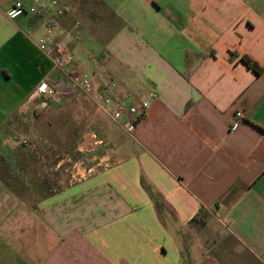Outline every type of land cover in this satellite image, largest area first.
<instances>
[{
    "label": "crops",
    "instance_id": "crops-1",
    "mask_svg": "<svg viewBox=\"0 0 264 264\" xmlns=\"http://www.w3.org/2000/svg\"><path fill=\"white\" fill-rule=\"evenodd\" d=\"M18 1L0 0V264H263L264 0H56L51 30L9 21ZM48 33L115 101L154 95L132 137L109 122L119 170L93 190H32L8 144L51 108L35 88L60 75L32 44Z\"/></svg>",
    "mask_w": 264,
    "mask_h": 264
},
{
    "label": "rangeland",
    "instance_id": "rangeland-1",
    "mask_svg": "<svg viewBox=\"0 0 264 264\" xmlns=\"http://www.w3.org/2000/svg\"><path fill=\"white\" fill-rule=\"evenodd\" d=\"M86 46L90 57L100 52V47ZM96 79L99 78L96 76ZM107 81L110 82V79L103 82ZM50 102L51 108L35 112L29 125L18 129L20 133H26L29 146L20 143L22 139L18 134L8 143L20 151L17 154V170H21L22 174L19 175L24 179L25 175H29L27 181L31 182H27V185H32V190L45 188L49 195L58 193L64 187L70 191L73 187H78L81 192L93 190L95 183L92 181L96 179L100 183L106 173L118 171L119 161L117 156H110V150L83 155L78 150L81 137L92 132L107 148L113 147V144L119 148L123 133L117 128L112 130L108 120L87 103L76 105L66 102L64 98ZM111 139H115V142H111ZM2 176H10L6 168L2 169ZM21 185L25 188L23 183Z\"/></svg>",
    "mask_w": 264,
    "mask_h": 264
},
{
    "label": "built area",
    "instance_id": "built-area-1",
    "mask_svg": "<svg viewBox=\"0 0 264 264\" xmlns=\"http://www.w3.org/2000/svg\"><path fill=\"white\" fill-rule=\"evenodd\" d=\"M25 6L21 2H15L4 13L9 21L23 15L37 16L46 23L48 30L54 27L53 16L48 12L49 7L55 9L57 16L62 15L63 10L58 7L56 0H28ZM32 44L39 53L49 61L51 69L60 75V79L54 84L41 80L35 88L37 95L45 96L51 100L56 98H70L80 96L86 103H89L95 110L118 127L129 137H132L133 130L138 122L143 118L149 106V100L154 98L152 93H137L135 95L136 105H126L114 99L113 90L115 84L108 82L99 87L95 84L92 76L79 72L72 64L70 51L67 47L55 42L51 33L41 36L37 40H32ZM112 105V107H110ZM110 107V108H109ZM126 115L125 122H122ZM242 113L238 111L229 127L233 131L241 119ZM22 145L29 146V142L24 138L20 141ZM78 150L83 155H94L98 152L109 151L106 144L100 142L92 132L83 135L78 144ZM221 206V204H218ZM264 264V261H263Z\"/></svg>",
    "mask_w": 264,
    "mask_h": 264
},
{
    "label": "trees",
    "instance_id": "trees-1",
    "mask_svg": "<svg viewBox=\"0 0 264 264\" xmlns=\"http://www.w3.org/2000/svg\"><path fill=\"white\" fill-rule=\"evenodd\" d=\"M242 63L248 68L254 75H259L261 73V69L251 60L246 57L241 59Z\"/></svg>",
    "mask_w": 264,
    "mask_h": 264
}]
</instances>
